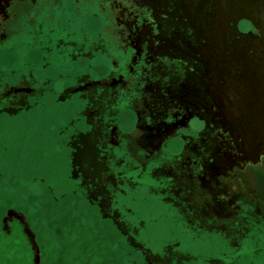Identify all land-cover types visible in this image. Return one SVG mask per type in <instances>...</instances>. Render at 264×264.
<instances>
[{"label":"rangeland","instance_id":"rangeland-1","mask_svg":"<svg viewBox=\"0 0 264 264\" xmlns=\"http://www.w3.org/2000/svg\"><path fill=\"white\" fill-rule=\"evenodd\" d=\"M102 4L37 0L0 34V264H264V160L220 166L198 121L139 142L167 102L114 65Z\"/></svg>","mask_w":264,"mask_h":264},{"label":"flooded vegetation","instance_id":"flooded-vegetation-1","mask_svg":"<svg viewBox=\"0 0 264 264\" xmlns=\"http://www.w3.org/2000/svg\"><path fill=\"white\" fill-rule=\"evenodd\" d=\"M36 2L0 0L2 38L21 8ZM102 5L123 54L110 47L109 54L119 57L114 65L136 69L143 80L154 78V90L136 94L146 107L156 99L167 102L157 110L161 116L140 124L139 142L173 138L194 121L205 128L210 123L220 166L263 163L264 0H103ZM45 31L39 39L47 37ZM106 40L112 43L110 36Z\"/></svg>","mask_w":264,"mask_h":264}]
</instances>
